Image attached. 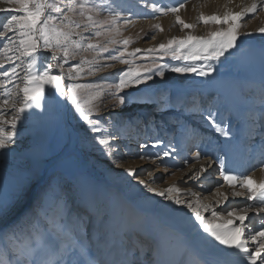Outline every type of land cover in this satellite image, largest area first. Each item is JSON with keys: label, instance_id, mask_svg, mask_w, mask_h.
Masks as SVG:
<instances>
[{"label": "snow or ice", "instance_id": "1", "mask_svg": "<svg viewBox=\"0 0 264 264\" xmlns=\"http://www.w3.org/2000/svg\"><path fill=\"white\" fill-rule=\"evenodd\" d=\"M138 2L142 10L133 13L119 0H0V14H7L6 22L0 24V151L16 143L17 125L24 114L30 109H42L47 89V98L52 101L58 96L70 102L112 164L123 167L122 161L139 160L151 162L156 169L164 167L162 176L154 175L156 169L141 168L138 172L131 166L124 168V173L130 178L129 183L137 181L147 193L160 198L163 214L187 218L211 254L232 257L241 264H264V227H254L257 219L264 225L260 215L264 213V176H255L256 171L264 173V69L258 109L204 106L177 89L167 75L213 77L218 72L217 65L229 63L230 57L244 46L241 37L254 35L242 29L264 14V0H226L223 11L210 15L199 12L193 23L181 16L189 0L169 4L159 0ZM133 16L155 21L172 16V26L178 25L184 35L168 37L148 48L132 47L145 37L154 41L157 33L165 31L157 22L133 39L125 35L138 22ZM198 25L214 27L197 35ZM256 32L264 40V26ZM117 64L125 67L88 81ZM105 95L111 103L104 102ZM131 105L147 107L153 113H178L173 123L182 135L201 143L206 138L196 124L225 138L206 164H201L208 154L202 153L200 143L194 145L197 150L192 152L191 162L182 161L191 172L186 173L184 185L189 180L199 184L184 187L173 182L166 187L153 186L176 174L173 171L169 175V168L175 166L165 163L176 158L177 149L171 140L149 137L137 140L135 148L115 143L125 139V122L117 119L120 113L115 109L123 111ZM105 111L113 115L102 116ZM134 123L131 119L127 122ZM237 151L246 156L248 168L244 171H237L231 164ZM213 163L217 164L215 171L223 183L209 193L217 197L215 202L205 203L207 197L200 191L205 187L201 176ZM144 174L151 178H142ZM225 186L230 191L220 190ZM34 187L30 177L0 185V247L7 253V260L0 264H100L88 239L94 223L95 193L87 182L82 180L77 185L83 205L80 209L70 206L66 193L72 185L68 180L63 184L46 181L38 197L33 195ZM230 195L243 198L245 203L218 211ZM253 212L255 217H250ZM124 235L127 238V233ZM138 254H145L142 244L128 252L132 257L129 264H135ZM192 264L206 262L195 258ZM212 264L231 261L216 259Z\"/></svg>", "mask_w": 264, "mask_h": 264}, {"label": "rangeland", "instance_id": "2", "mask_svg": "<svg viewBox=\"0 0 264 264\" xmlns=\"http://www.w3.org/2000/svg\"><path fill=\"white\" fill-rule=\"evenodd\" d=\"M207 1L209 0H189L187 9L181 12L182 18L185 19V21H190L191 18L196 19L199 12H203L206 15L213 12L215 9L213 6H210V10L209 8L207 9ZM119 2L127 8H130L133 13L142 10V6L139 4L138 0H119ZM159 2L162 4H169L173 3L174 0H159ZM167 17H171V19H167ZM167 17H161L159 21H155L133 16V19H137V24L139 25L134 28L130 27L125 35L136 39L138 33L142 35L143 32L149 31L151 24L158 22L165 29L163 35L164 40L174 35L180 36L181 32L177 31V29L179 30V26H172L174 18L172 16ZM6 19L7 14H0V24L6 22ZM149 20L151 23L148 26L146 21ZM172 29L174 31L170 33L169 31ZM205 33L206 32L199 34L198 30L195 29V34L197 35H203ZM161 41L162 39L156 38V40L152 41L145 37L144 39L137 40L132 47L148 48ZM44 55L49 54L45 53ZM234 60L235 59L230 57L229 63L222 66L217 65L218 72L213 73V77L222 78L232 76L233 70H231L230 67ZM77 62L78 61H72L71 63L75 64ZM170 63L178 64L179 62L170 61ZM124 67L125 66L122 65L118 71ZM101 74L102 73L96 77H89L88 81L99 80L101 76H109L108 74ZM167 75L170 78V83L175 84L176 88L185 93L189 99L195 97L204 106L219 105L222 108H229L219 97L214 96L212 98L206 93H203L202 89L212 77L178 76L177 74L171 73ZM183 88L188 89V91L185 92ZM48 91L49 90L46 89V99L43 101L42 109H30L29 112L24 114V118H22L20 123H18L16 143L13 144L10 149L0 151V185H10L19 179L30 177L31 182L35 185L33 195L38 197L46 181L51 180L63 184L65 180H68L72 185V188L66 193L70 206L73 207V209H80L83 205L79 197L77 185L82 180H92L88 187L95 193V212L93 214L94 223L89 230L88 239L91 241L94 251L95 248L101 244V235L105 234L107 242L109 240L111 242L107 250V255H105L104 259L99 260L100 264H118L115 262L114 257H112V253L115 249L122 250V256L126 257L129 263L132 257L128 255V252L138 244L143 245L145 254H138L136 257L138 260H135V264H139V262L140 264H186L190 255L187 248H184L182 244L181 236L174 229L164 225L160 217L155 213L152 214L141 210L134 212L133 215V211L129 210L131 203L140 204L144 197L148 195L151 196L152 194L147 193L146 190L141 188L142 193L140 192L137 197L131 186L138 182L131 181V183H129L130 178L126 182L127 189L124 190L126 197H129L125 199L119 194H116L117 192L110 186L104 185L102 180L98 178H102V171L106 168L105 164L101 162V159L104 160L107 158L106 154L101 147H96L98 143L92 139L94 134L88 131L89 126L78 118L70 102L60 99L58 96L55 98V101H58V103L52 101L47 98ZM246 97L249 96L244 94V98ZM104 102L111 103L112 101L109 96L105 95ZM115 111L120 113L117 119L125 122V124L122 125V131L124 127L128 125L127 122L131 119L135 121V123L128 126L131 128L138 127L141 133L138 140L142 141L149 137L157 138L161 136L160 138H167L166 141L171 140L172 144L175 145V138L177 136L180 142L178 146L176 144V147L178 150L182 151V141L186 139L187 136L182 135L178 127L173 123L178 113H153L149 108L141 105H131L123 111H121L120 108H116ZM111 115H113V113L110 111L102 113V116ZM183 118L188 117L185 116ZM145 121H149V123ZM232 123L235 124V120H233ZM195 126L201 129L199 130L203 133L206 140L200 143L199 140L197 141V139L194 140V138L189 137L190 143L192 146L200 143V149H207L208 156L205 158L206 161L201 162L206 164L210 156H213L215 152L219 150L217 146H222L224 142H220L218 137L219 134L214 130L204 128L202 124H196ZM105 127H108V125H105ZM170 127L172 128V132L169 137H166V130ZM149 130H151L152 133L149 132ZM95 135L99 136L100 133ZM188 147V152L191 153L192 148L190 146ZM183 157L180 155L178 158L183 160ZM45 163L47 164L44 165ZM245 165L246 166L243 168H248V163ZM147 166L150 165L147 164ZM184 168L185 166H183L182 169ZM148 169H156V166L151 164ZM171 169L173 170V168H169V175L172 172ZM216 169L217 164L213 163L208 169V172L201 176V180L205 181L203 176L209 175L212 177L210 179L211 182L216 180L217 184H222L223 181L217 175ZM164 171V167L161 166L159 169L155 170L154 175L162 176L164 175ZM261 174L264 176V173ZM117 178L118 177L114 178L113 181L115 183H120ZM142 178H144V175ZM168 180H172V176L163 183ZM188 182H190L191 185L200 183L199 181L191 180ZM163 183L159 182V185ZM180 185L184 186V182H181ZM224 188L228 191L226 186ZM214 190L215 187H212L208 193ZM115 196L120 197L117 199V202L113 200ZM208 197L211 199V203H214L217 199L215 195H209ZM243 203H245L243 198L231 197V200L224 203L222 208L229 207V205H242ZM150 204H152L151 201ZM254 227H256V224ZM262 227H264V225ZM125 233H127V238H125ZM191 236L192 238L196 237L193 230H191ZM204 247L207 248L205 244ZM6 260L7 253L0 247V261Z\"/></svg>", "mask_w": 264, "mask_h": 264}, {"label": "bare ground", "instance_id": "3", "mask_svg": "<svg viewBox=\"0 0 264 264\" xmlns=\"http://www.w3.org/2000/svg\"><path fill=\"white\" fill-rule=\"evenodd\" d=\"M225 2H226V0H209V1H207V6H206L207 9L209 8V10H210V8L212 6H213V8H215L213 12H210L207 15H210L216 11H223L222 6ZM238 2H239V0H237V3ZM230 7H232V5H230ZM167 19H171V17H167ZM195 21H196V19L191 18L190 21H186V22L193 23ZM150 23H151L150 20L146 21V24L148 26ZM137 25H139V24L136 23L135 26H137ZM261 26H264V14H261V16L258 19L252 20L250 23H248L245 26L244 29H242V31H251L254 33V35L252 37H241V40L245 41V44L241 48V50L236 53L235 57H232L233 59H235L233 61L232 66L230 67V69L233 70L232 76H227V77H222V78L221 77L210 78L209 81L206 83L207 85L202 89L203 93H206L208 96H210L212 98L214 96L219 97L220 99L223 100V102H225V104L227 106H229V108H231L233 110L241 109V108H245V107H249V106H254L257 109L259 108V106H260V82H261V76H262V69H264V40L261 39V35L259 33H257L256 30ZM134 27H132V28H134ZM211 27L213 28L214 26H208L206 28L203 25H198L196 29L198 30L199 34H202L206 31H208L207 29L211 30L212 29ZM176 29H177V27H176ZM173 31L174 30L172 29L169 32L172 33ZM177 31L180 32L178 29H177ZM163 35H164V33H162V34L159 33V34H157V38L164 40ZM182 35H184V33H180V36H182ZM121 66L122 65H116L115 68L106 70L101 75H104V74L111 75L115 72H118V70ZM183 89L185 90V92L188 91V89H186V88H183ZM244 94L245 95L247 94V96H249V97L244 98ZM204 128H207V127H204ZM145 130H146V128H145ZM149 132H151V130H149ZM171 132H172V128L170 127L166 130V133H165L166 137H169ZM140 134L141 133L138 130L137 126L135 128H131L130 126L127 125L124 127V130L122 131V135L125 137V139L120 140V141H115V143L127 145L129 148H135L136 142L139 139ZM218 137H219L220 142L223 143L225 138H223L222 136L220 137V135ZM162 139H164L165 142H167L166 141L167 138L166 139L162 138ZM194 140H195V138H194ZM179 142H180L179 138L176 136L175 143H174L175 144L174 146L176 149H177L176 144L178 146ZM182 142H183V149H182V151L177 149L176 158L175 159L169 158L165 161V163L175 166V167H172L173 170L171 169L172 172L175 170V173H176L175 176H172V180H168L167 182H165L161 185H159V182L157 181L156 185L154 184L156 187H166V186L172 184L173 182L180 184L181 182H184V179L187 178L186 173L189 175L191 174V172L189 171V169L187 167H185L183 169V171H179L178 169H182L183 166H185L182 163V161L184 159H187L191 162V154H192V152L196 151V150H193L196 148L191 145L189 137H187L186 139H183ZM188 146H190V147L192 146L191 147L192 148L191 153L188 152V148H189ZM96 147L98 148L101 146L96 144ZM200 150L202 151V153H205V152L207 153L206 148L204 150H202V149H200ZM180 155H182V157L184 156L183 160H180L178 158V157H180ZM206 156H208V155H206ZM206 156H204V158L201 160V162L206 161L205 160ZM211 158H212V156H210V159ZM101 162L105 164L106 168L105 169L102 168L103 169L102 178H98V179L102 180L104 185L110 186L114 191L117 192L116 194H119L124 199L129 197V196L126 197V195L124 194V190L127 189L126 182L129 180V177H127L126 173H124V168L131 166L133 168H136L137 171L139 172L141 168L148 169L152 164L151 162H143V161H139V160L129 161L126 163L122 161L123 167H117L116 165L111 163V160L108 157L104 160L101 159ZM246 163H247L246 156H245V154H243L242 151H237L231 157V164H232L233 168H235L237 171H243V169H244L243 167L246 166L245 165ZM46 164L47 163H45L44 165H46ZM147 164H149L150 166H147ZM201 164H204V163H201ZM195 167L197 168V167H199V165H196ZM192 170L194 171L195 168H193ZM262 175L263 174H261V172H259V171L255 172V176L257 179L261 178ZM116 177H118L117 179L119 180L120 183H118V182L115 183L113 181V179ZM203 177H204V179H205V177H208V179H205V181H204L205 187L203 189H200V191H202L203 195L207 197V199L204 200V202L209 203V202H211V199H209V197H208L209 196L208 192L210 191V189H212V187H216L218 184H217L216 180L211 182L210 179L212 177L209 175H205ZM150 178L151 177L147 176V174H144V179H150ZM91 179H93V178H91ZM86 182H87V185L89 186L91 184L92 180H86ZM190 185H191L190 182H188V185H184V187H187ZM123 186H125V187H123ZM131 188L134 189V194H136L138 197V195L141 192L142 187L137 183V184H133L131 186ZM220 190L226 191L225 188H221ZM228 191H230V190H228ZM119 198H120L119 196H115V197H113V200H115L117 202V199H119ZM239 199H242V198H239ZM230 200H231V197L229 196V201ZM150 201L152 202V204H150ZM159 201H160L159 197H154L153 195H151V196L148 195L147 197H144L142 199L140 204L130 202L131 204L129 206V210L133 211V213H132L133 215H134V212L141 211V210L147 211L148 213H152V214L155 213L158 215V217H160V219L164 225H167L168 227L170 226L172 229H174L181 236L182 244H183L184 248L185 247L187 248L188 253L190 255L186 264H192V261L195 258H198L200 260L205 261L206 264H212L213 260H216V259H219L221 261L228 260V261H231V264H241V262L239 260H236L235 258H232V257H216L214 254H211L209 252V250L204 247L203 242H201L197 237L192 238V236H191L192 227H191V224L188 222L187 218L170 217V216L163 214L160 210V207H159V203H158ZM229 201H227V202H229ZM223 204H221L218 207V209H217L218 211L220 210V208L223 207ZM249 215H250V217H255L256 214L253 212V213H250ZM260 215H261V217H264V213H261ZM246 223H247V221H246ZM262 226L263 225H260L258 223V219H257L256 227L259 228ZM105 236H106L105 234L101 235V241H100L101 244L98 245V247H96V248L94 247L95 252L97 253L99 260L104 259L105 255H107V250L109 249V246L111 243L110 240L107 242V237H105ZM112 257H114L115 262H117L118 264H129L127 261L128 259L126 257L122 256V250L115 249L114 252L112 253ZM136 260H138V259H136ZM139 264H140V262H139ZM244 264H246V262H244Z\"/></svg>", "mask_w": 264, "mask_h": 264}]
</instances>
